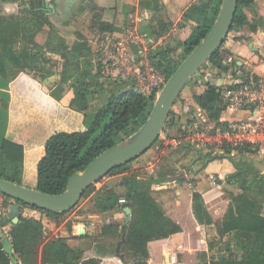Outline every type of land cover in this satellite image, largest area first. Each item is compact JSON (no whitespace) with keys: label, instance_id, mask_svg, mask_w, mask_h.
I'll return each instance as SVG.
<instances>
[{"label":"trees","instance_id":"16d2710c","mask_svg":"<svg viewBox=\"0 0 264 264\" xmlns=\"http://www.w3.org/2000/svg\"><path fill=\"white\" fill-rule=\"evenodd\" d=\"M33 1L38 4L43 0L29 2L0 0V3H16L19 7H23L17 15L0 13V178L55 195L64 191L73 173L83 170L97 155L132 134L143 124L152 108L156 93L146 96L128 87L117 95L110 96L102 106L88 113L91 94L89 89L98 85L102 64L97 61L95 70L91 59L92 49L80 35L73 46L69 47L46 13L35 8ZM158 1L138 0L141 14L147 18L143 28L148 29V33L155 38L162 36L169 28V24L158 16L160 12ZM221 1L193 2L181 17L179 23L181 34L176 45L160 46L148 54L151 64L166 79L207 34L217 16ZM255 2L256 0H238L230 33H239L245 25L250 26L251 30L255 29L256 24H249L244 12L245 8H250ZM102 11V8L92 6L90 27L105 34L118 31L113 23L102 19ZM156 25L159 31L155 29ZM44 28L48 29L47 38L40 46L35 38ZM223 44L202 68L208 66L215 70L216 74L230 71L236 78V73L224 62L223 50H221ZM179 48L184 56L178 64H173L170 57ZM44 50L58 55L63 61L61 78L49 90L48 97L38 89H32L21 79H16L19 72L27 69L35 61L36 53L39 51L43 53ZM246 74L247 72H242L238 77L239 80H243ZM67 83L72 87L73 96L67 106H62L59 102L64 85ZM238 85L227 87L234 89ZM202 86L201 92L193 95L195 104L205 112L209 120L225 124L226 122L221 120V114L226 109V105L220 97V88L205 82ZM174 116L172 109L164 130L173 123ZM36 123H43L49 136L40 146L32 150L25 152L22 145L5 136ZM236 152L249 153L252 150L245 146L237 149ZM197 154L198 158L200 156L202 158V166L219 157L223 158V156L211 157L209 152L203 155ZM131 162L113 169L106 176L127 172ZM233 164L236 171L227 181L236 185L240 193L228 194L226 214L219 223L215 224V227L221 239L228 236L234 242L235 250L230 243L227 244V253L210 257L209 264H264L262 212L264 176L254 175L247 179L245 167L238 162L233 161ZM173 179L185 181V178L175 175L168 178L162 172L157 178L127 177L123 185L124 194H131V199L128 200L131 210L130 221L124 232L119 230L118 224L103 225L99 239L107 235L118 237L117 247L111 244L112 249H107L102 240H96L95 251L100 255H115L126 264H147L150 242L166 239L181 231L179 225L165 214L154 198L152 190L153 184ZM93 192L96 212L114 211L120 207L118 205L120 195L116 190L95 191V184L85 190L79 201ZM4 196L7 200H12ZM192 202L195 218L205 224L211 223L198 193H192ZM26 208L40 211L55 222L66 213L43 211L32 206ZM8 237L19 264L100 263V259L96 257L83 259V251L71 248L64 237L47 238L40 218L21 216L17 224H11L8 228ZM84 237L86 235L78 236V238ZM2 248L0 241V264H11Z\"/></svg>","mask_w":264,"mask_h":264},{"label":"rangeland","instance_id":"374dc122","mask_svg":"<svg viewBox=\"0 0 264 264\" xmlns=\"http://www.w3.org/2000/svg\"><path fill=\"white\" fill-rule=\"evenodd\" d=\"M195 1L196 0H190L188 3H193ZM137 2V0H129V3L120 9L114 7L113 3L106 4V7H104V10L101 13L102 19L113 23L117 27L118 31L115 32L113 38L125 39L126 41L128 40V37L134 33V30H139L140 33L145 35V39L142 43L147 47L144 51L146 55L160 46L163 47L168 44L170 47H174L181 34L179 23L181 22L182 15L179 14L177 18L174 16H168L163 0H159L158 4L160 6V12L158 16L169 24V28L162 36L155 38L154 35L148 33V29L143 28L147 23V18L142 16L139 6L136 5L138 4ZM42 3H45V5L40 6L34 2L35 8L47 9V5L50 1L43 0ZM92 6H94L93 0H82L81 3L77 5L76 11H74L72 15L73 17H69L68 19L52 17L50 20L54 28L65 39V42L69 47H72L79 39V35L90 45L92 49L91 59L93 67L95 66L96 70V62L101 58V54L98 53V50L101 48L100 45L104 43L105 33H99L98 30L90 27ZM22 8L23 7H20L19 10H22ZM169 9L171 13L174 12L171 6H169ZM0 13L8 15L7 12L3 10L1 4ZM155 29L159 31L157 25L155 26ZM47 33L48 29L44 28L37 34L35 41L38 45L42 46L46 42ZM230 35L231 33L227 36ZM142 43H139L140 47H142ZM132 45L133 46L130 48L131 52L137 55L138 45ZM16 47L18 48V46ZM36 54L35 61L27 69L19 72L16 79H22V81L26 82L28 85H34L42 92L48 93L53 85L61 78L63 61L58 55L49 53L45 50L43 53L39 51ZM183 56L184 54L179 48L170 59L173 64H178ZM101 60L102 68H100L101 72L98 79V85L89 89L91 94L90 107L87 111L88 113L93 112L102 106L110 96L117 95L121 90L130 87V80H122L120 75H116L117 71L111 66L109 61L107 62L106 58H101ZM137 60L139 61V59ZM211 70L212 69L208 66L201 68L191 82L183 88L180 97L173 106L175 113L174 121L160 134L155 145H153L144 155L131 162L127 172L114 176H106L100 180V182L96 183L95 191L114 189L118 191L120 197H122L125 196V188L123 184L127 177L136 176L138 179H148L150 177L157 178L161 172L168 178L173 177L174 175L183 177L185 178L184 183L187 180L188 182H191V187L196 186V180L191 177L189 171L200 168L202 158L200 156L201 160H198L195 164L193 163L194 156L198 152L192 148L190 139L194 138L198 131H204L206 125L202 119L204 111L201 110L200 112L198 110V107L193 100V95L201 92L203 89L202 83L204 82V74ZM72 96V87L70 83H67L64 85L59 103L67 105ZM9 138L11 141L18 142L17 144L22 145L24 149V146L31 147L40 144L43 139L46 140L48 138V133L45 131L42 124H36L32 125L25 131L10 135ZM156 146L158 149H155ZM231 158H233V160ZM226 159H230V162L232 163L234 161L243 165L246 169L247 179L254 175L261 174L264 176V161L257 154L234 152L232 157ZM179 182L183 183L181 181ZM212 182L219 184L220 179L215 176ZM221 189L227 198L229 193H235L238 190L235 185L231 183H223ZM94 198L95 194L93 192L88 197L80 200L75 208L66 212L65 215L57 219L56 222L52 218L41 214L40 211H36V213L31 214L30 216L23 217L40 218L47 238L57 236L62 237L64 233H68L69 237H67L66 240H71L73 238L71 237L73 234L72 232H74V236L78 237L80 236V232L84 231L82 235H86V237L80 241L81 248L84 249L94 246L95 249L96 240H102L107 249H112L111 244L116 245L118 237L107 235L104 238L99 239V234L101 228L105 224H118L119 230L122 231L121 227L124 224L125 215L120 205L118 209L109 211L106 216L104 215L102 217L103 223L97 234L87 235L83 225H78L75 228L72 227L73 224L84 223L85 221L88 224L92 221V218L88 215L101 213L96 212L97 207L94 204ZM10 202L14 201L11 200ZM11 204L12 203H10V205ZM262 212L264 214V202ZM10 226L11 224H7L3 228H10ZM76 231L77 233H75ZM229 243L232 245V249L235 250L234 242L231 241L228 236L221 240L213 241L211 247L215 252L214 257L227 253L226 247ZM238 255H240V253H238ZM201 261L206 262V258L203 259L202 257Z\"/></svg>","mask_w":264,"mask_h":264},{"label":"crops","instance_id":"0c3cea01","mask_svg":"<svg viewBox=\"0 0 264 264\" xmlns=\"http://www.w3.org/2000/svg\"><path fill=\"white\" fill-rule=\"evenodd\" d=\"M25 1L29 2L30 0ZM49 1V4H53L54 6V10L49 11V13L46 14L49 19L52 17L68 19L69 17H73L72 15L74 11H76L77 5L81 3L82 0ZM189 1L190 0H163V3L165 5L167 15L177 18L179 14L183 15L184 11L192 4L188 3ZM93 2L94 5L104 10V7H106L107 3H113L114 7L120 9L121 7L123 8L124 5H127L129 0H93ZM0 4L7 14L17 15L19 12L20 7L16 3ZM38 4L40 6L44 5L42 2ZM169 6L172 7V10L174 11L173 13H171ZM39 9L41 10V8ZM244 12L247 16L249 24H256L255 29L251 30L250 26L245 25L242 27L239 33H231L230 36H227L223 44L222 55L224 57V62L230 69H232V71L236 73V77L242 72L251 71L258 77L264 79V0H256V2L250 8H245ZM58 34L60 35L59 32ZM240 37H243V39H240ZM251 40L255 42L253 48L249 47ZM211 71L216 73V71L213 69ZM227 75L231 77L232 73L229 71ZM31 88L38 89L43 95L47 97L49 96L48 93L42 92L34 85L31 86ZM61 105L67 106L68 104ZM241 115V112L236 111H224L221 114L223 118L229 116L240 117ZM36 124H42L49 136V132L43 123ZM31 126L32 125L25 127L22 130L8 133L5 136L10 139V135L25 131ZM44 141L45 139H43L40 144L36 146H24V151L27 152L34 149L40 146ZM155 149H158V147L156 146ZM198 160L201 159L198 158L196 153L193 163L195 164ZM235 171L236 168L234 164L230 162V159L219 157L211 162L206 163L204 166L201 164L200 168L196 170L189 171L191 177L196 180L195 187H191V182H188L187 180L185 183H180L176 179L152 185L154 198L161 205L165 214L179 225L181 231L170 235L166 239L150 242L148 244L150 256L147 260V264H209V258L215 255L211 244H213V241L221 240V238L218 236L215 224L222 220L226 214L229 203V199L222 191L221 185H223V183L229 184L227 180L229 177L234 175ZM215 176L220 179L219 184L212 182ZM235 187L238 190L234 194L240 193L239 188L236 185ZM116 192L119 193L118 191ZM193 192H196L200 195L201 203L208 213L211 223L205 224L195 218L192 209ZM34 213H36L35 210L25 208L22 216H30ZM106 214L107 212L90 214L88 216L92 218L91 222L88 224L86 221L84 223L73 224L72 227L75 228L78 225H83L87 235L97 234L99 233L98 230L103 223L102 217L104 215L106 216ZM72 233L73 234L71 237L73 238L71 240H67V244L71 248L81 249L83 251V259L96 257L100 259L99 264H126L115 255L98 254L95 251L94 246L84 249L81 248L82 246L80 241L83 238H78L74 236V232ZM75 233H77V231ZM62 237L67 238L69 235L68 233H64ZM202 257L203 259L206 258V262L201 261Z\"/></svg>","mask_w":264,"mask_h":264},{"label":"water","instance_id":"95a60500","mask_svg":"<svg viewBox=\"0 0 264 264\" xmlns=\"http://www.w3.org/2000/svg\"><path fill=\"white\" fill-rule=\"evenodd\" d=\"M237 3L238 0L221 1L211 28L168 77L156 95L149 115L143 124L132 134L97 155L83 170L73 173L69 177L63 192L55 195L46 194L34 188L0 178V193L15 201L0 219L2 250L8 255L11 264H18V261L13 254L9 237L3 234L1 228L7 224H17L26 206L54 213L72 210L90 185L96 184L113 169L139 158L151 149L163 132L168 116L183 88L218 50L230 33ZM43 4L45 5V3ZM47 7V9L41 8L46 14L54 10L53 4H48ZM254 45L255 42L251 40L249 47L253 48ZM203 78L205 83L217 88L232 86L237 83V80L225 72L216 74L209 71L204 74ZM125 197L126 202L121 206L125 215L124 224L121 227L123 232L131 216L128 202L131 199V194L127 193ZM83 233L84 231H81L80 235Z\"/></svg>","mask_w":264,"mask_h":264},{"label":"built area","instance_id":"2783aa9c","mask_svg":"<svg viewBox=\"0 0 264 264\" xmlns=\"http://www.w3.org/2000/svg\"><path fill=\"white\" fill-rule=\"evenodd\" d=\"M115 33L104 34V43L100 45L98 53L101 58H106L111 66L117 71L122 80H130V87L143 95L149 96L154 92L158 94L166 82L165 76L155 68L148 55L145 54L147 47L143 45L144 34L134 30L128 40L113 38ZM118 35V34H116ZM227 38V37H226ZM142 43V47L140 44ZM132 44L138 45L137 55L131 52ZM223 50V46L221 47ZM98 61L102 62V60ZM139 59V61L137 60ZM237 69V68H236ZM237 80L239 84L234 89L227 86L220 88L221 99L225 102L224 111L241 112L240 117H222L225 124L211 121L205 112L202 117L205 127L204 131H198L190 144L200 154L209 152L211 157L223 156L229 158L241 147L248 146L252 152L262 159L264 157V79L248 71L243 80ZM238 78V79H237ZM201 112V109L198 107ZM223 111V112H224ZM229 150V151H227ZM126 197L118 199V205L122 206ZM10 201L0 193V219L8 212ZM3 234L8 236V228H1ZM19 264V263H18Z\"/></svg>","mask_w":264,"mask_h":264}]
</instances>
